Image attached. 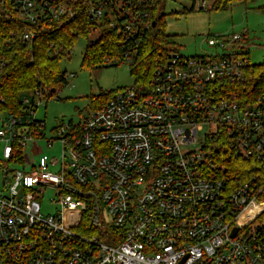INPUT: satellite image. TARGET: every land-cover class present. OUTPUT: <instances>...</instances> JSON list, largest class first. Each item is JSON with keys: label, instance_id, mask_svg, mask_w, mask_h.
I'll return each instance as SVG.
<instances>
[{"label": "built area", "instance_id": "2783aa9c", "mask_svg": "<svg viewBox=\"0 0 264 264\" xmlns=\"http://www.w3.org/2000/svg\"><path fill=\"white\" fill-rule=\"evenodd\" d=\"M78 3L104 17L101 0H0V12L27 26L28 41L32 26L74 18ZM112 3L111 26L118 16L125 35L141 32L142 10ZM247 34L210 35L215 51L203 56L169 52L146 85L61 121L60 158L27 153L41 154L46 137L34 96L1 114L3 160L22 168L0 186V264H264V62L250 60Z\"/></svg>", "mask_w": 264, "mask_h": 264}, {"label": "trees", "instance_id": "16d2710c", "mask_svg": "<svg viewBox=\"0 0 264 264\" xmlns=\"http://www.w3.org/2000/svg\"><path fill=\"white\" fill-rule=\"evenodd\" d=\"M101 1L107 4L100 21H92L85 16L83 6L78 3L74 18L32 26L34 36L28 41L23 39L27 26L14 13L0 12V63L4 65L0 73V115L22 111L27 91H39L47 100L54 98L57 90L68 83L67 72L61 70V60L69 57L79 37L89 38L98 29L100 36L96 41L88 42L82 67L98 71L128 60L134 83H149L158 58L177 51L172 46V36L165 30L162 9L166 0H152L149 5H139L137 0H132L134 15L142 10L137 21L141 32H134L132 36L119 29L121 20L118 16L115 17L116 27L111 26L110 11L115 9L112 0ZM235 1L247 3L251 0H214L212 8H227ZM122 2L126 5L128 0ZM260 9L264 14V4ZM263 66L257 65L258 69ZM113 94L93 95V109L102 106ZM38 131L43 134L45 129L39 128ZM241 167H244V162ZM258 219L264 221V213Z\"/></svg>", "mask_w": 264, "mask_h": 264}, {"label": "rangeland", "instance_id": "374dc122", "mask_svg": "<svg viewBox=\"0 0 264 264\" xmlns=\"http://www.w3.org/2000/svg\"><path fill=\"white\" fill-rule=\"evenodd\" d=\"M202 0H166L162 9L165 14V30L172 36L173 47L183 56H203L215 51L207 43L208 36L225 35L232 32L245 33L250 47V60L253 63L264 62V14L260 6L264 0H251L249 2L235 1L227 8H212L214 0H207V6H201ZM100 30L86 38L81 36L71 48L70 55L61 60L62 71L67 72L68 83L59 88L50 100H39L33 91H27L25 97L34 96L38 108L35 118L46 124V137L38 141L42 149L41 154L34 155L32 145L27 147L31 161L36 162L41 155L49 158L62 156L63 147L57 139L54 130L61 121L78 124L93 110L92 96L102 93H116L124 87L132 85L135 81L131 75V66L128 60L118 65L91 71L82 67V59L88 42L96 41ZM255 44V45H254ZM73 73L74 76H69ZM206 130L200 131V138ZM53 139L52 146L48 140ZM200 144L189 145L186 148H199ZM29 169L31 164L26 165ZM8 168H22V165L8 163L3 160L0 146V186L3 182V173ZM54 169V168H53ZM55 171V170H53ZM48 198L54 197L49 190ZM54 207L44 203L43 213H53ZM252 213V212H251ZM250 214V213H249Z\"/></svg>", "mask_w": 264, "mask_h": 264}, {"label": "water", "instance_id": "95a60500", "mask_svg": "<svg viewBox=\"0 0 264 264\" xmlns=\"http://www.w3.org/2000/svg\"><path fill=\"white\" fill-rule=\"evenodd\" d=\"M216 150H218V148ZM236 231H237V228H235V230L233 231V235L236 233Z\"/></svg>", "mask_w": 264, "mask_h": 264}]
</instances>
